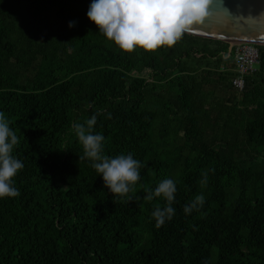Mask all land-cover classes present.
<instances>
[{
    "label": "trees",
    "instance_id": "trees-1",
    "mask_svg": "<svg viewBox=\"0 0 264 264\" xmlns=\"http://www.w3.org/2000/svg\"><path fill=\"white\" fill-rule=\"evenodd\" d=\"M91 2L0 0V112L24 164L20 195L0 198V264H264V45L239 104L211 108L203 79L231 85L233 47L185 33L129 53L88 18ZM94 114L103 154L143 165L131 201L80 160L73 125ZM165 178L175 215L157 228L166 200L144 197ZM200 194L203 207L185 214Z\"/></svg>",
    "mask_w": 264,
    "mask_h": 264
},
{
    "label": "clouds",
    "instance_id": "clouds-1",
    "mask_svg": "<svg viewBox=\"0 0 264 264\" xmlns=\"http://www.w3.org/2000/svg\"><path fill=\"white\" fill-rule=\"evenodd\" d=\"M202 0H92L87 11L88 18L94 22L99 32L115 42L120 49L132 52L136 48L155 51L163 46L176 45L183 35L190 32L192 26L199 23L197 9ZM75 21L69 22L74 27ZM110 118V114H109ZM97 115H92L84 123L73 125L78 140L83 145L84 156L92 161V167L102 176L104 186L122 199L132 200L129 193L141 179V161L134 159L132 153L115 157L104 155L103 134H93ZM19 143L17 134L9 125V120L0 112V198L19 196L13 179L24 168L23 162L13 155L14 147ZM202 185L207 183V174L203 173ZM177 184L171 178H165L154 190H147L145 199L163 197L166 206L155 207L152 216L156 227L160 228L175 215L173 203ZM205 203L203 194L197 195L184 206L185 214L199 211Z\"/></svg>",
    "mask_w": 264,
    "mask_h": 264
},
{
    "label": "water",
    "instance_id": "water-1",
    "mask_svg": "<svg viewBox=\"0 0 264 264\" xmlns=\"http://www.w3.org/2000/svg\"><path fill=\"white\" fill-rule=\"evenodd\" d=\"M197 15L189 34L224 40L229 51L239 41L264 45V0H202Z\"/></svg>",
    "mask_w": 264,
    "mask_h": 264
},
{
    "label": "rangeland",
    "instance_id": "rangeland-1",
    "mask_svg": "<svg viewBox=\"0 0 264 264\" xmlns=\"http://www.w3.org/2000/svg\"><path fill=\"white\" fill-rule=\"evenodd\" d=\"M189 34V33H188ZM193 35V34H192ZM198 36V35H196ZM202 37V36H201ZM208 38V37H205ZM214 39V38H211ZM220 40V39H217ZM224 41V40H221ZM226 42V41H224ZM233 63H229L228 66H231L233 68ZM226 64L219 66V68L216 69H221L226 68ZM218 71V70H216ZM204 73H202V70H198L196 75L198 79H201ZM204 81V94L203 96V101L205 102L207 107L214 108L217 104V102L227 104V106H230L233 104V102H237L239 104V101L241 100L242 92L234 90L231 85L229 80L227 78H219L215 74L214 75H209L206 78L203 79ZM206 92V93H205ZM212 122L207 124V127L205 129L206 135L208 138L212 136V134L218 130V127L214 126Z\"/></svg>",
    "mask_w": 264,
    "mask_h": 264
},
{
    "label": "built area",
    "instance_id": "built-area-1",
    "mask_svg": "<svg viewBox=\"0 0 264 264\" xmlns=\"http://www.w3.org/2000/svg\"><path fill=\"white\" fill-rule=\"evenodd\" d=\"M258 44L248 41H239L233 44L234 71L231 78V86L236 91H242L245 84V76L256 69L259 52Z\"/></svg>",
    "mask_w": 264,
    "mask_h": 264
}]
</instances>
